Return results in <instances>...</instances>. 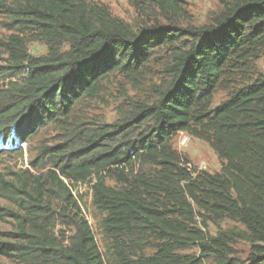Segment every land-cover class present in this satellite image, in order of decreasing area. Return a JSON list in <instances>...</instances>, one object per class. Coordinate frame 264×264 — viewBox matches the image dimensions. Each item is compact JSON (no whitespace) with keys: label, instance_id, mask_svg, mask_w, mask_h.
Listing matches in <instances>:
<instances>
[{"label":"trees","instance_id":"16d2710c","mask_svg":"<svg viewBox=\"0 0 264 264\" xmlns=\"http://www.w3.org/2000/svg\"><path fill=\"white\" fill-rule=\"evenodd\" d=\"M127 1L165 22L135 28L100 0H0V156L49 125L61 137L31 167L0 171L9 224L0 255L11 264H264V73L250 75L264 55V0H223L201 26L182 0ZM32 42L47 52L31 54ZM163 50L169 78L153 101L130 100L109 124L75 118L110 75L140 82ZM236 77L247 83L229 90ZM220 89L228 96L214 106ZM180 132L208 143L220 171L194 168L173 145ZM77 185L101 214L105 251ZM224 219L243 228L207 230ZM238 242L250 245L246 258Z\"/></svg>","mask_w":264,"mask_h":264},{"label":"rangeland","instance_id":"374dc122","mask_svg":"<svg viewBox=\"0 0 264 264\" xmlns=\"http://www.w3.org/2000/svg\"><path fill=\"white\" fill-rule=\"evenodd\" d=\"M107 3L112 12L125 19L135 28L147 24L163 23L165 20L160 17L159 12L154 9L148 16L140 15L127 0H100ZM185 2V7L188 12L187 21H190L194 26L209 24L212 18L222 9L223 0H182ZM186 25V22H183ZM5 34V31L0 28V35ZM29 52L33 55L40 56L47 52V47L39 42H32L28 45ZM167 60V52L165 50L157 54L146 70L145 79L132 80L124 77L120 73L110 75L103 83V87L98 97L94 99H85L76 107L75 118L86 122L88 125L101 123H112L116 121L121 111L125 110L130 100H145L153 101L156 92L153 91L155 86H161L169 78L165 72ZM257 73H264V55L255 62L254 72L251 73V79H254ZM235 81L228 83L229 90L234 87H239L246 82V78L236 77ZM8 79L0 75V87L5 85ZM228 90H218L215 94L213 105L219 104L227 98ZM59 130L55 125H49L39 131L28 143L21 144V152L13 153L12 155L0 156V171L8 168L31 167L30 161L34 160L41 146H51L57 143L61 137ZM183 135L189 136L190 140L186 146H180V141ZM174 147L181 153L186 154L192 161V166L199 170H206L211 173L220 171L221 161L210 145L200 139L194 138L191 135L180 132L173 139ZM18 151V150H17ZM72 191L77 196H82L81 202L84 212L93 227L98 244L102 251H105L103 236L98 226L101 219V214L91 203L90 189L85 185H77L72 187ZM0 205H7V201L0 198ZM9 227L8 223L0 222V229ZM243 228L242 225L224 219L219 221L218 226L212 223L208 225V231L216 234L219 229L228 228ZM238 254L241 258H246L249 252L250 245L247 242H238L236 244ZM195 249L186 252H195ZM152 249H147V253H152ZM0 262L3 264H11V261L0 255ZM211 260L207 261L210 264Z\"/></svg>","mask_w":264,"mask_h":264},{"label":"built area","instance_id":"2783aa9c","mask_svg":"<svg viewBox=\"0 0 264 264\" xmlns=\"http://www.w3.org/2000/svg\"><path fill=\"white\" fill-rule=\"evenodd\" d=\"M190 138L186 135H183L180 141V146H186L189 142Z\"/></svg>","mask_w":264,"mask_h":264},{"label":"clouds","instance_id":"9594fccd","mask_svg":"<svg viewBox=\"0 0 264 264\" xmlns=\"http://www.w3.org/2000/svg\"><path fill=\"white\" fill-rule=\"evenodd\" d=\"M189 137V136H188ZM190 138V137H189ZM182 147V146H181ZM89 220V219H88Z\"/></svg>","mask_w":264,"mask_h":264}]
</instances>
